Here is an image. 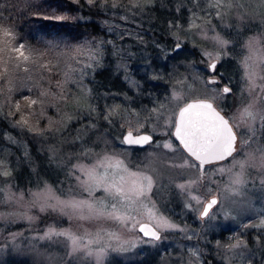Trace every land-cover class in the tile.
Wrapping results in <instances>:
<instances>
[{
    "label": "rangeland",
    "instance_id": "374dc122",
    "mask_svg": "<svg viewBox=\"0 0 264 264\" xmlns=\"http://www.w3.org/2000/svg\"><path fill=\"white\" fill-rule=\"evenodd\" d=\"M152 1L154 0H137L141 11L135 13V16H140L145 6ZM163 2L164 0H160L161 4ZM240 3L244 7L237 8L234 6L227 10L222 22L215 17L209 18L203 12L197 11L199 17L195 21L199 26L197 28L188 27L190 12L186 9L181 10L185 14V18L180 19L183 30H176L175 35L179 36L181 41L187 42V46H183L179 55L175 56L177 60L180 59L181 67L175 69L174 78L167 88V93L164 92L163 97L156 102V105L163 103L167 106L163 115L168 117L173 111L178 112L179 107H183L184 103L191 99L211 101L228 117L234 127L236 124L241 126L244 134L238 133L240 142L238 151L243 141L249 140L250 134L254 133L255 139L250 141L251 147L244 145L241 154H233L235 159L229 157L214 166L225 169L224 173L211 174L215 186L208 182L207 177L200 178L198 169L178 166L185 163L186 154L183 152L172 153L169 150L157 148L155 144L146 145L143 149L122 147L119 139L106 134L108 132L97 133L87 145L93 151L92 161L97 158L98 154H107L113 159L123 161L124 165L132 172L141 170L145 174L152 175L156 184L159 185V193L150 195L159 213H162L171 222L185 228V231L161 230L162 237H167V239L156 245L145 244L141 243L142 233L131 229L130 224L122 225L116 221L103 218L89 221L79 220L75 217L69 219L68 216L57 212H40L38 207H32L31 193L44 189L45 185L50 186L58 196H60L58 189H63L65 193H68L70 189L75 191L76 180L74 175L79 173L72 176L67 173L72 164L89 165L90 163L89 159H73L70 162L69 157L72 154L60 155L59 148H54L52 153L59 157L65 166L62 183L47 181L32 188H16L9 183L5 184V195L0 204V213L5 214V219L0 220V246L3 247V251L0 252V264H245V258L251 256L254 252L253 249L258 247L259 241L264 240V229L245 227V225L259 224L264 219V215H262L264 214V163H261L260 154L256 152L257 147L264 146V120L260 119V116L264 115V91L251 87V82L245 78L244 68L245 57L250 55L246 47L249 39L252 37L260 39V47L264 48V2L262 0H240ZM187 8L191 9L192 5L188 4ZM175 14L178 15L176 12ZM124 15H128L127 20L120 19ZM135 16L124 11L117 15L107 13L106 18L110 23L109 27L112 28L109 31L108 27L107 31L119 34L127 30V33L130 34L136 23H140ZM222 25L229 27H222ZM212 26H215V31L212 30ZM215 34L232 41L227 46V56H223L219 46L210 39ZM107 39L110 40L107 37L96 41L99 43L107 41ZM204 52L220 53L223 56L217 64V70L224 69L223 65L227 59L235 61L236 70L234 75H231V84H228L232 88V92L223 99L211 100L214 94L213 89L219 92L224 84L221 82L216 85H208L204 82L210 80L209 77L212 76L206 71L207 65L212 60L206 57ZM88 62L86 52L81 53L79 50L61 51L58 65L59 72L63 75L65 82L61 87L55 88L54 95L61 101V96L70 91L72 95L67 98V100L71 99L70 102L62 99L61 103H56L50 98L48 93L51 88L49 80L46 81V77L43 75V78L39 82L37 81L41 77L39 73L36 79L37 67L29 73L22 71L14 73L12 76L13 84H2L0 98L4 99L9 95L7 91L9 87L13 88L12 95L14 96L17 86L26 85L28 88L47 93L42 98L45 105L49 106L44 109L46 117L54 121L53 113L55 112L61 119H64L72 113L71 110L75 106H79L83 97L91 92L88 79L93 76L97 67L91 70L83 80L78 74L79 66ZM225 66L230 72H233V67L227 63ZM125 71V75L131 81L132 70L127 68ZM257 72L259 76H264V65H260ZM178 80H183L184 83L177 84ZM255 83L261 85L264 84V81L258 78ZM188 85H191L190 89ZM173 92L186 96V99L182 102L170 99ZM33 98H36L35 95ZM112 105L116 104L112 103ZM249 105H251L250 108ZM245 108L249 109L252 117L243 114ZM117 113L115 119L118 124L114 128L119 129L120 132L138 126L140 123H145L147 116V113L142 112L141 109L137 111L126 100L122 104H118ZM230 117H235V120L230 119ZM30 122L41 129L48 126L44 120L37 123L36 117H31ZM119 124H123L124 128H120ZM163 125L164 121L162 120H152L151 123L146 124L147 131L154 130L157 133L154 139L159 143L169 139L165 135L168 129ZM119 138H122L121 134ZM172 141L175 147L178 141H175L174 138ZM78 150L79 147L74 152L78 153ZM249 154L255 158L250 159ZM240 164H243L242 168ZM237 176H239L241 183L234 185L232 182ZM190 181H195V183L186 191L191 195L199 196L203 203L212 195H216L220 199L221 193H223V204L214 206L210 210V212L216 213L215 219L209 220L206 217L200 221L196 218L197 214L185 209L184 204L189 202V197L176 185L187 184ZM95 195L99 197L102 193L97 191ZM66 198H68L67 195L61 196V199ZM77 198L86 199L87 195L84 194ZM29 216L33 219L28 220L27 217ZM137 219L139 220L141 217L137 216ZM143 221H147L146 218ZM49 227L65 230L77 236L83 235L85 231L91 234L100 232L101 244L93 245V252L100 246L111 245V247L108 248L99 262L95 255L89 256L84 250H78L69 255L72 252L71 242L64 237H54L52 240L36 239L38 236H43ZM193 232L197 235H193ZM13 233L17 234L15 239L12 238ZM109 233H115L119 239H110ZM258 235L260 240H257ZM188 236L192 238L188 239ZM217 241L225 247H218ZM238 241H244L239 249L227 250L228 245L236 244ZM121 245L127 251L112 250ZM206 247L212 249L210 255L209 250L206 251ZM194 248L199 249V253L195 257L189 251V249ZM241 251L244 252V257L235 255ZM225 257H232V259ZM255 258L256 256L253 257V259Z\"/></svg>",
    "mask_w": 264,
    "mask_h": 264
},
{
    "label": "snow or ice",
    "instance_id": "6c2138e0",
    "mask_svg": "<svg viewBox=\"0 0 264 264\" xmlns=\"http://www.w3.org/2000/svg\"><path fill=\"white\" fill-rule=\"evenodd\" d=\"M70 3L78 6L79 10L83 12L84 8L89 9L96 8L101 13H112L114 15L119 14L121 11L127 14H135L141 11L140 5L137 0H69ZM264 2V0H262ZM191 4L192 8L188 9L187 5ZM177 7L175 12L178 14L174 19L169 20L168 31L171 35L175 36L174 46L169 48L164 47L158 42H154V46L163 53V62L167 65V58L179 55L183 48V41L179 36L175 35L176 30H183V25L180 24V19L183 17L179 15L182 9H186L190 12L188 27H199L195 21L199 19L197 11L203 12L205 16L209 18L215 17L219 21H223V18L227 14V10L232 7L243 8L244 5L240 3V0H177ZM12 9L0 6V84H13L12 76L18 71L23 73H29L33 68L37 67L36 60L39 58L35 54L38 52L31 45L24 42V38L19 34L17 25L13 22L11 15ZM9 13L5 15V13ZM57 19L62 20L63 17ZM77 19L88 22V18L84 15L77 17ZM121 20H127L128 15L120 17ZM105 25L108 21H104ZM222 27H229L228 25H222ZM112 28L109 27V31ZM212 30L215 31V26H212ZM128 34L127 30L120 33V38ZM35 38V37H34ZM214 41L215 45L219 46L223 56H227V46L232 43L230 40L221 38L218 34L210 37ZM40 43L49 50H59L61 47L72 48L78 47L81 53H87L88 63L81 64L79 66V76L81 80L86 77L91 70L101 65L103 58V47L106 44H112L113 42L101 41L97 42L95 38L84 40L78 46H73L68 41L63 39H51L45 40L40 38ZM142 43V41H141ZM261 40L255 37L249 39L246 47L250 53L245 57L244 68L245 78L251 82L253 89L259 88L264 91V84L257 85L256 79L264 81V76H259L257 69L260 65H264V48L260 47ZM115 54V53H114ZM122 55H128L131 57L132 53L121 52ZM206 57L212 60L207 65L206 71L212 74V79L204 81L208 85H216L219 83L217 76H222V73L217 72V64L223 58L220 53L204 52ZM27 65V66H26ZM39 67L45 71L51 72L54 65L40 64ZM121 67V66H118ZM123 68H127V65H123ZM145 67H150L145 65ZM171 75V74H170ZM150 80H163L164 76L160 73L149 77ZM187 79V78H185ZM195 79V78H193ZM75 83V81H73ZM137 87L139 84L133 81ZM183 80H178L177 84H183ZM189 89L191 85H188ZM9 95L5 101L0 102V119L8 121L10 126L14 129H18L22 132L32 133L40 137L55 136L57 133L61 135H71L68 125L63 127L57 126L58 122L52 121L51 118L46 117L45 105L43 97L47 95L46 92L34 90L28 88L26 85H20L15 88V99L13 98V88L7 89ZM232 92V88L227 84L223 88L216 92L213 89V95L211 100L215 101L218 98L223 99ZM2 94V91H0ZM35 95L36 98H33ZM72 93L65 92L61 99H67ZM105 95H111L113 98L117 94L108 93ZM126 100L128 98H125ZM170 99L182 102L186 99V96H181L176 92H173ZM96 97H92L91 102L88 105L87 111L82 112L81 120H88L89 123L84 125V128H77L75 140H69L70 147H76L79 145L78 153H73L69 157V161L73 159H89V165H77L72 164L68 175H74L76 180L75 191L65 193L63 189H58L60 196L56 195L50 186L45 185L44 189L36 192H32V207H38L40 212H57L61 215L68 216L69 219L73 217L89 221L93 219H107L116 221L122 225H129L131 229L138 230L142 233L141 243L156 245L162 242L167 237H162L161 230H178L184 232L185 228L178 224L171 222L168 218L159 213L155 202L152 200L150 194L159 193V185L153 179L152 175L145 174L141 170L132 172L124 165V162L118 159H113L112 156L107 154L97 155V158L92 161L93 156L92 148L88 147V140H85L81 132L84 129L95 130L97 128V122L102 120L107 123L109 128L116 127L118 121L117 107L116 105H110L105 102L101 108L95 103ZM131 103V101H129ZM251 105H249V108ZM167 106L163 103L154 105L151 109L146 106H141V111L147 113L145 117V123H140L138 126H134L121 133L122 138L119 139V143L122 147H138L143 149L146 145L155 144L157 148L169 150L172 153L183 152L186 154V160L183 165L179 167L189 166L194 169H198L200 172V178L207 177L208 182L215 186L214 181L211 179L212 173H224L223 167H214L218 162L224 161L229 157L234 158V153L239 155L243 151L244 145L251 147L250 141L255 139L254 133L250 134L249 140L243 141L240 150L238 151L237 136L238 133L243 135L244 132L239 124L235 127L229 123V119H226L224 115H221L220 111L213 106V103L207 99H196L193 102L184 103L183 107H179V111H173L171 115L165 117L163 112L166 111ZM244 115L252 117V113L248 108L244 109ZM36 117L37 123L40 120H44L47 123L46 128L34 127L30 124V118ZM95 117V119H94ZM254 118V117H253ZM235 120V117H230ZM261 120H264V115L260 116ZM152 120L164 121V127L168 129L165 133L169 139L166 142L159 143L154 137L157 133L153 130L147 131L146 124L151 123ZM120 128H124L123 124H119ZM145 130V134H141V130ZM174 129V131H172ZM110 134V133H106ZM10 143L15 144L14 138L5 134L3 137ZM172 138L178 141L174 147ZM117 139V138H114ZM98 146V145H97ZM256 152L260 154L261 163H264V146L256 148ZM6 150L0 147V178H6L12 176V169L14 165L7 161ZM250 159H254L249 154ZM239 163V162H237ZM209 166V167H206ZM135 167V166H133ZM243 167V164H240ZM83 177V178H82ZM195 181H190L187 184L176 185L177 188L182 190L185 195L189 197V202L184 204L186 210L197 214V220L203 221L204 218L213 220L216 218L215 212H210L214 206L222 205L224 201L223 193H221L220 199L215 196L210 199L206 204L200 199L199 196L191 195L187 189ZM234 185L241 183L239 176L232 182ZM155 187V193H154ZM211 190V189H210ZM101 192L102 195L97 197L95 193ZM87 195V198H77L78 196ZM67 195L68 198L61 199V196ZM202 206V210H201ZM264 215V214H262ZM140 216L141 219H137ZM146 218L147 222H142ZM5 219V214L0 213V220ZM28 220H32L33 217H27ZM245 227L264 229V219L259 224L245 225ZM17 234L13 233L12 238L15 239ZM110 239H119L115 233H109ZM193 235H197L193 232ZM54 237H64L71 242L72 253L78 250L86 251V254L91 256L95 255L97 261H101L108 248L111 245L100 246L95 252L92 250L93 245L101 244V233L95 234L85 233L81 236L74 235L65 230H56L54 227H49L43 236H38L36 239L40 240H52ZM191 239V236L187 237ZM232 239V237H230ZM257 240H260V236H257ZM244 241H238L236 244H230L227 246L228 251L239 249ZM133 247L135 245H132ZM217 246L224 248L217 241ZM113 251H127L122 245ZM3 251V247L0 246V252ZM192 256H197L199 249H189ZM239 257H244V252H238L235 254ZM256 256L255 252H252L251 256L245 258V264H254L253 257ZM226 259H232V257H225ZM260 264H264V257L260 258Z\"/></svg>",
    "mask_w": 264,
    "mask_h": 264
},
{
    "label": "trees",
    "instance_id": "16d2710c",
    "mask_svg": "<svg viewBox=\"0 0 264 264\" xmlns=\"http://www.w3.org/2000/svg\"><path fill=\"white\" fill-rule=\"evenodd\" d=\"M164 2L161 4L160 0H154L145 6L140 16L133 14L140 23H136L131 33L121 39L120 33L113 34L107 31L110 26L109 22L107 25L104 23L107 21V13H101L96 8L85 7L81 12L78 6L70 3L69 0H0V6L12 9L13 22L17 25V30L24 38V42L38 50L35 54L39 57L36 60L38 68L35 74L36 79L39 73L41 77L37 80L38 82L45 75L46 81L49 80L51 85L48 91L49 96L56 103H61L62 99L60 101L54 95L55 88L61 87L65 82L58 65L61 51H77L78 47L65 48L62 46L59 50H49L40 43V38L63 39L73 46H78L82 41L92 38L97 40L108 37L113 42L104 45L101 65L95 68L93 76L88 79L91 86L90 94L83 97L79 106H75L68 117L61 119L57 113H53L54 121L58 122L57 126L63 127L67 124L71 135L57 133L55 136L46 134L40 137L14 129L8 121L0 119V147L6 150L7 161L14 165L11 177L0 178V204L5 195V184L7 183L16 188H32L47 181L52 183L64 181L65 166L59 157L52 153V150L59 148L60 155L73 154L74 150L79 147V145L75 148L70 147L68 141L76 139L75 129L84 128V125L89 123L86 119L81 120V117L82 112L87 111L92 97H96L95 103L101 108L105 102L118 106L126 100L125 98H128L126 102L131 101L130 105L139 111L141 106L151 109L156 105L157 100L163 97L164 92L167 93V88L174 78L175 69L181 67V63L179 58L177 60L176 57L174 59L168 57L165 66L162 59L163 53L154 46V42H158L170 49L175 43V36L169 33L167 22L177 16L175 14V8L178 6L177 0H164ZM8 14L5 13V15ZM81 15L87 17L88 22L77 19ZM179 15L183 17L182 19L185 18L183 12ZM58 17H63V19H57ZM185 45L187 46V42L183 43V46ZM121 52L134 55L129 57L122 55ZM40 64L55 67L48 72L41 69ZM149 64L150 67H145ZM123 65H127V68L132 70V82L125 75ZM157 73L162 74L164 79H149ZM133 81L137 82L139 87ZM1 88L2 84H0V91ZM108 93L117 95L113 98L111 95H105ZM5 99L0 98V102ZM67 101L70 102L71 99ZM30 124L37 127L31 122ZM99 132H108L117 138L122 133L117 128H109L106 122L100 120L95 130L84 129L80 135L90 142ZM5 134L14 138L16 143L5 140L3 138ZM206 248L210 255L212 249ZM253 250L256 254L258 253L253 259L254 264H260V258L264 257V240L259 241L258 247Z\"/></svg>",
    "mask_w": 264,
    "mask_h": 264
},
{
    "label": "flooded vegetation",
    "instance_id": "af4514ba",
    "mask_svg": "<svg viewBox=\"0 0 264 264\" xmlns=\"http://www.w3.org/2000/svg\"><path fill=\"white\" fill-rule=\"evenodd\" d=\"M229 64L231 67H233V72H230L228 69H227V66H225V64ZM223 67H224V69L223 70H217V72L218 73H222L223 75L222 76H217V79L219 80V83H223L224 85L223 86H225L226 84L228 85V84H231V79H232V77H231V75H234V73H235V70H236V68H235V61L234 60H232V59H227V61H225L224 62V65H223ZM209 78H212V76H210ZM211 102V101H210ZM214 105V104H213ZM222 113V112H221ZM222 115H224L223 113H222ZM225 116V115H224ZM225 118L226 119H228V117L227 116H225ZM229 123L230 124H232L231 122H230V120H229ZM239 135L237 136V145H236V147H237V149H238V145H239ZM228 159V158H227Z\"/></svg>",
    "mask_w": 264,
    "mask_h": 264
},
{
    "label": "water",
    "instance_id": "95a60500",
    "mask_svg": "<svg viewBox=\"0 0 264 264\" xmlns=\"http://www.w3.org/2000/svg\"><path fill=\"white\" fill-rule=\"evenodd\" d=\"M210 79H212V78H210ZM263 97H264V94H263ZM194 100H196V99H191V100H189L188 102H193ZM214 106V105H213ZM216 109H217V111H220L216 106H214ZM221 112V111H220ZM221 115H222V113H221ZM126 130H128V129H126ZM125 130V131H126ZM149 132V131H148ZM141 134H145V130H143V131H141ZM216 197L217 199H218V197L216 196V195H212V196H210L206 201H205V204L210 200V199H212L213 197ZM142 222H147V221H142ZM162 233V232H161Z\"/></svg>",
    "mask_w": 264,
    "mask_h": 264
}]
</instances>
